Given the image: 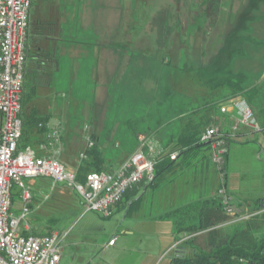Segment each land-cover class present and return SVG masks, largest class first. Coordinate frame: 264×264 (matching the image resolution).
<instances>
[{
    "label": "rangeland",
    "instance_id": "obj_1",
    "mask_svg": "<svg viewBox=\"0 0 264 264\" xmlns=\"http://www.w3.org/2000/svg\"><path fill=\"white\" fill-rule=\"evenodd\" d=\"M249 2L243 7L239 0H86L89 51L95 48L98 55L90 59L92 90L82 76L85 82L74 85L75 91L64 98L44 95L29 105L64 125L60 139L49 144L50 157L62 165L64 160V167L75 173L92 137L99 141L106 172L137 151L140 137L154 147L152 155L161 151L158 145L171 148L161 151V156L171 154L178 122L161 91L169 81L193 83L188 76L180 79L179 70L185 75L197 72L205 80L223 74L240 76L247 88L260 89L256 102L264 103V86H257L264 81L251 77L264 70V37L247 32L256 22L251 21L255 10L264 5ZM248 5L250 15L245 18L241 14ZM239 39L245 42L243 59L233 58ZM248 51L255 52V59L244 60ZM83 69L84 75L88 68ZM142 116L146 118L134 138L127 123ZM252 146L250 151L230 146L229 172L241 177L244 193L239 197L249 200V205L264 198V153L258 159L259 151ZM54 187L46 186L43 194L30 193L31 211L25 221L37 234L68 233L61 244V264H168L171 260L173 230L139 231L140 222L134 218L117 213L104 218L86 211L69 187ZM53 189L59 192L53 194ZM244 214L239 211L236 217ZM113 236L118 239L115 252L103 255L101 243Z\"/></svg>",
    "mask_w": 264,
    "mask_h": 264
},
{
    "label": "built area",
    "instance_id": "obj_2",
    "mask_svg": "<svg viewBox=\"0 0 264 264\" xmlns=\"http://www.w3.org/2000/svg\"><path fill=\"white\" fill-rule=\"evenodd\" d=\"M30 8L31 0H0V264H61V244L66 239L67 232L54 230L41 235L22 234V230L28 226L25 219L30 212L29 204L32 199L30 188L24 179L46 178L53 185L68 184L80 195L86 211L98 212L102 217L109 218L127 192L139 184L152 183L154 168L162 152L157 150L152 155L154 147L140 137L137 151L117 169L109 173H90L86 175V182L79 185L74 181V173L53 156H38L30 147L18 149L22 133L20 115ZM228 107L233 111L229 130L211 126L203 133L200 141L208 145L210 159L220 179L221 186L214 197L220 199L226 214L234 217L235 221H240L246 217H236L239 209L232 204L224 187L227 142L240 126L254 130L260 128L257 118L244 99L237 98L230 105L222 106L220 112L228 114ZM47 127L46 139L57 142L64 130L63 125L56 123L48 124ZM92 147L93 142L88 139L86 149ZM176 155L169 154V158H175ZM80 158H86L85 152ZM14 187L20 190L23 202L19 216L10 211ZM189 238L191 236L183 234V238L172 249ZM114 242L115 239H112L108 245L111 246ZM262 254L264 255V250ZM168 264L173 263L169 261ZM237 264L249 263L241 259Z\"/></svg>",
    "mask_w": 264,
    "mask_h": 264
},
{
    "label": "trees",
    "instance_id": "obj_3",
    "mask_svg": "<svg viewBox=\"0 0 264 264\" xmlns=\"http://www.w3.org/2000/svg\"><path fill=\"white\" fill-rule=\"evenodd\" d=\"M115 48L119 49L123 46L115 45ZM57 65L58 61L52 53V47L48 49L35 45L30 47L27 41L21 110L25 108L28 113L20 116L22 133L18 144L19 150L29 147L32 138L40 139L39 142L48 140L46 135L50 115H46L36 107L28 108V106L42 97L41 92L48 91L52 86L53 76L58 71ZM179 71L177 76L180 79L188 76L193 83L184 85L169 81L161 91L163 101L168 103L178 121V130L173 139L174 151H171L177 152V156L186 155L194 150L209 152L208 145L200 141L203 133L215 125L221 130L226 129L222 127L220 120L231 122L232 118L221 113L220 110L222 106L230 105L237 98L244 99L255 117L256 114L264 116V110L256 103L260 89L254 85L247 88L240 76L223 74L221 77L214 76L205 80L197 72H189L185 75L181 70ZM146 117L142 116L136 121L127 123L130 136L138 137L136 132ZM92 141H94L93 147L84 149L86 158L82 159L74 173V181L79 185L86 182V175L90 173L106 172L102 151L98 149L99 141L96 137H92ZM169 154L166 153L159 158L158 162L162 161L157 162L154 168L152 183L162 171L171 167ZM56 187L66 189L69 187L82 201L80 195L68 184H57ZM245 217L246 219L235 221L234 217L224 212L218 197L196 201L169 211L161 219L171 221L175 244L183 238V234L191 236L172 249L173 255L170 261L173 264H237L238 260L243 259L249 264H264L262 254L264 200L254 202Z\"/></svg>",
    "mask_w": 264,
    "mask_h": 264
},
{
    "label": "crops",
    "instance_id": "obj_4",
    "mask_svg": "<svg viewBox=\"0 0 264 264\" xmlns=\"http://www.w3.org/2000/svg\"><path fill=\"white\" fill-rule=\"evenodd\" d=\"M118 1L121 0H117V3ZM239 1L240 3L242 2L244 4L243 7L247 5V0ZM261 2L264 5V1ZM249 3L250 5L256 4L251 0ZM240 5H238L237 8H239ZM30 10L29 29L27 35L30 47H33L34 45L46 49L52 47V53L55 56V59L58 61V71L53 76L52 86L48 91L41 92L40 96L43 97L44 95H54L55 98L56 96L64 98L65 93H71L72 91H75L74 85L80 83L81 78H83L82 76L87 78L88 85L92 90L90 59H96L98 55L95 48L91 50V53L89 51L86 0H31ZM255 13L257 14L255 16V20L253 18L251 21L256 22L253 24L251 21H248V23L251 24L249 29L246 25L248 29L247 32H254L255 35L258 33L262 35L260 36V38H262L264 37V6L262 7L261 11L255 10ZM241 15H244L245 18L249 17V5L247 9L244 8V11ZM239 18L243 19V17ZM245 23L247 24V21ZM243 45H245V42L242 39H239L237 45L235 46L237 48V51L234 54L236 57L234 56L233 58L243 59L240 54L243 52L241 50L245 47ZM249 46H251L250 43ZM249 46L247 47L248 49ZM253 49L251 48V50ZM254 53L248 51L245 56L246 59L244 60L249 61L250 59H255L253 56ZM252 63L255 62L253 61ZM83 64L84 66H82ZM86 66L88 69L83 75L82 70H84L83 68ZM253 75L254 76L251 75V77H253L252 79L254 81L258 79L259 81H264V70L260 74ZM81 82L85 81L82 80ZM260 85L264 86V83H260L257 86ZM256 103L264 110V103ZM31 107L35 108L36 105ZM31 107L28 106V108ZM27 113V109L24 108V110H21L20 116H25ZM232 113L233 111L228 107L229 115H226L231 117ZM45 114L47 115L48 113ZM49 118L50 119L47 124H60V122L54 121L51 116ZM255 118H257L260 130H254L248 127L240 126L234 136L229 138L227 142L228 152L224 165L226 176L224 183L225 190L229 195L231 202L235 204V206H237L240 210V213L244 212L245 214L253 205H249V200L240 199L239 196H242L244 193V190H242V187L238 181V179L241 177L238 176L239 178H236L231 172H229V166L231 162L230 146L238 145L250 151V148H252V145H254L259 151L257 158H261L260 154L264 153V116L256 114ZM220 121H222V127L226 128L225 130H229L231 122L224 120ZM61 125L63 124L61 123ZM177 130L178 124L176 132ZM176 132L174 134L175 136ZM39 140L40 139L38 138H32V144L29 147L38 156H50L49 152H51L52 147L50 148L49 144H51L52 141L49 142L47 140L46 142H39ZM174 146L175 141L172 140V149ZM158 147L161 149V151H166V148H169V150L171 149L168 146L165 148V146L161 147L158 145ZM253 149L255 150V148ZM173 153L177 154V152H171V154ZM177 155L175 158H170L172 163L171 167H168L166 170L162 171V173L156 177L157 179L151 185L139 184L137 187L127 192V195L124 196V199L114 207L112 214L117 213L119 216H122V218L130 216L136 221H139V231L144 230L150 231L152 233H154V231H166L168 234V232L173 230V226L171 221H164L161 219L163 215L167 214L169 211L181 208L183 205L214 197V193L220 188L221 183L217 170L210 159L209 152H205L203 150H194L193 152H189L186 155H181L180 157ZM161 161L158 163H161ZM63 164L67 166L64 160ZM119 166L112 170L117 169ZM35 180L38 181L36 182ZM24 182L30 188L31 193L37 192L39 194H43L45 192L46 186L53 184L52 181L46 178L24 179ZM47 182L50 184H47ZM54 186V188H56L57 185ZM20 193L21 192L17 187H14L11 192L12 205L10 211L16 216H19L22 213L21 210L23 207V202L22 198L20 197ZM52 193L56 194L57 190L53 189ZM245 214L242 216H245ZM128 233L130 232L128 231ZM22 234L41 235L42 233L39 232L37 234L33 230L32 226L28 225L22 230ZM112 239H115V242L113 245L109 246L108 244ZM117 241L118 239L115 236L108 240H103L100 246L103 255L107 253L112 254V252H115L114 248L117 244Z\"/></svg>",
    "mask_w": 264,
    "mask_h": 264
}]
</instances>
